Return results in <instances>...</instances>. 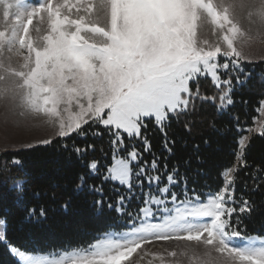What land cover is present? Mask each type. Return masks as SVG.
<instances>
[{
  "label": "snow or ice",
  "instance_id": "obj_1",
  "mask_svg": "<svg viewBox=\"0 0 264 264\" xmlns=\"http://www.w3.org/2000/svg\"><path fill=\"white\" fill-rule=\"evenodd\" d=\"M0 5L6 21L0 29V102L19 108L21 117L43 114L49 124L57 127L60 137L71 133L86 136L89 129L83 126L91 121L111 133L114 149L124 145L126 134L140 139L144 152H150L151 144L142 129L151 121L165 136V149L170 153L167 129L172 121H183L190 132L193 118L205 102H211L222 114L234 103L231 73L240 72V61L247 59L235 45L244 33L232 16L234 2L37 0L32 4L31 0H0ZM13 15L14 20L10 21ZM255 15L264 21V0H260ZM34 18L48 23L42 44L30 36ZM102 19L107 21L104 26L100 24ZM202 24L214 26L226 46L220 42H198L197 29ZM5 51L22 57L19 68L12 67L10 57H3ZM201 78L212 82L219 97L201 93ZM235 79L240 82L239 76ZM260 134L264 135V126ZM247 139L242 136L238 141L240 166L247 165ZM93 148L86 143L75 146L73 151L83 158ZM87 167L94 176L100 173L95 160ZM166 168L165 165V171ZM236 171V166L226 170L222 190L201 200L194 190L189 195L186 178L178 169L165 176L155 155L149 162L132 148L127 159L116 160L101 179L118 183L131 194L135 176L142 197L138 212V219H142L138 224L134 222L129 231L106 235L87 248L58 254V258H34L19 250L14 254L21 255L22 264H124L145 244L176 240L212 246V251L226 254L225 264H264V239L242 236L232 221L233 213L252 210L247 200L238 209L231 206L235 203ZM85 184L86 179L81 176L78 187ZM181 185L183 198L176 191ZM14 187L23 193L26 182L17 181ZM88 190L100 197L95 205L98 211L102 210L103 186L88 185ZM129 199L130 196L118 194L121 207ZM28 219L39 222L46 219V213L43 208L38 215L30 209ZM170 255L175 257L177 253ZM207 255L210 257L211 251Z\"/></svg>",
  "mask_w": 264,
  "mask_h": 264
},
{
  "label": "trees",
  "instance_id": "obj_2",
  "mask_svg": "<svg viewBox=\"0 0 264 264\" xmlns=\"http://www.w3.org/2000/svg\"><path fill=\"white\" fill-rule=\"evenodd\" d=\"M241 67L240 72L231 73L234 103L226 114L218 113L211 102H205L195 114L190 132L183 121L171 122L167 129L170 153L165 149V136L151 121L142 129L151 144L150 152H144L140 139L126 134H123L124 145L114 149L111 133L91 121L83 126L89 129L86 136L71 133L48 144L1 151L0 219L5 223V241L0 240V264H20L11 246L33 254L63 253L87 248L112 232L125 231L134 222L138 223L142 197L137 191L135 176L131 194L118 183L101 179L114 160L127 159V152L132 148L140 151L143 160L149 162L155 155L165 176L174 168L178 169L186 178L189 195L194 190L201 200L220 192L225 185L224 173L236 166L235 203L231 206L238 209L241 202L247 200L252 210L233 213L232 221L242 236L264 237V135L252 134L244 153L247 165L240 166L237 162L238 141L250 133L264 101V61L243 62ZM237 76L240 82L235 79ZM200 91L219 97L216 87L206 78L200 80ZM86 143L94 148L78 158L74 147ZM93 160L98 162L100 169L95 176L87 167ZM81 176L85 177L86 184L79 188ZM17 181L26 182L23 193L15 190ZM88 185L103 186L102 210L98 211L95 205L100 197L90 192ZM182 187L176 188L180 198H183L180 195ZM118 194L130 196L123 207L118 203ZM41 208L46 219L39 222L28 219L30 209H35L38 215Z\"/></svg>",
  "mask_w": 264,
  "mask_h": 264
},
{
  "label": "rangeland",
  "instance_id": "obj_3",
  "mask_svg": "<svg viewBox=\"0 0 264 264\" xmlns=\"http://www.w3.org/2000/svg\"><path fill=\"white\" fill-rule=\"evenodd\" d=\"M38 2L43 3L44 0H38ZM227 2H234L236 4V7L231 10L232 16L238 27H240L244 33V35L238 36L235 41L238 50L242 52L244 57H247V59L240 61L239 67L242 68L241 64L243 62L264 61V21H261L260 18L255 15L260 0H227ZM31 3L36 4L37 0H31ZM241 5L243 6L241 7ZM3 12V6L0 5V29H2L3 25L6 23ZM12 13H15V8L12 9ZM250 13H252V15H250ZM9 20H14V15L10 16ZM106 23L107 21L104 19L100 21L101 26H104ZM36 29H39V31ZM213 29L214 26L211 24H202L198 27L196 36L198 42L202 43L206 40L209 45L217 42H220L223 45L219 31L217 30L214 32ZM29 32L35 43L42 44V37L48 32L47 20L41 22L39 18H34ZM248 37H250V39ZM3 57H10L11 65L15 68H19L23 63L22 57L17 56L14 53L5 51ZM7 62L8 60L5 59V63ZM19 111L20 109L13 105H6L3 102H0V152L29 148L44 144L42 142L45 140L52 141L53 139L60 137L58 135L57 127L49 124L47 122L48 118L43 114L21 117ZM261 126H264V101L259 109V116L255 121V125L250 129V133L246 136L248 137L247 142L252 134H260ZM118 159L121 158L115 159L114 162ZM0 221L2 220L0 219ZM132 227L133 225L122 232L129 231ZM119 233L121 232H112L109 236ZM104 238L105 236L102 239ZM254 238L264 239V237ZM0 240L5 241L4 222L0 223ZM10 249L13 254L16 253V250H19L14 246H11ZM211 249L212 246H205L198 242L176 240L153 241L151 244H145L143 248L138 249L136 253H133L130 258L124 261V264H200L201 261L209 260L212 264H225L226 254L222 256ZM173 251L177 253V256L173 257L170 255ZM209 251H211L210 257L207 255ZM19 252L25 256H32L34 258L47 257L49 259L53 257L58 258V254H62H33L21 250H19ZM184 252H187V255L181 254ZM14 255L17 257L20 264H22L21 255Z\"/></svg>",
  "mask_w": 264,
  "mask_h": 264
}]
</instances>
